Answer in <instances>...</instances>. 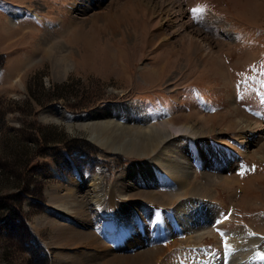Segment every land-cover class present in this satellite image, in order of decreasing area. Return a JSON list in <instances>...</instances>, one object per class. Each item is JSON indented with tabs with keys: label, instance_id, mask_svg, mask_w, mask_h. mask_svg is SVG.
I'll list each match as a JSON object with an SVG mask.
<instances>
[{
	"label": "rangeland",
	"instance_id": "obj_1",
	"mask_svg": "<svg viewBox=\"0 0 264 264\" xmlns=\"http://www.w3.org/2000/svg\"><path fill=\"white\" fill-rule=\"evenodd\" d=\"M52 42L68 54L65 73L48 58ZM194 84L208 101L203 109ZM47 109L63 111L70 125L167 120L172 131L192 125L199 149L211 159H202L198 170L187 142L169 149L186 152L196 181L207 173L212 185L182 212L195 213L192 221L208 216L205 231L211 219L234 207L225 245H237V233L245 244L232 249L237 253L228 263L241 252L264 253V238L244 241L245 229L264 234V0H0V264H103L118 256L150 264H220L215 227L201 238L197 231L164 232L165 208L181 197L174 199L176 185L129 177L146 157L106 149L85 130L67 129L59 114L52 115L59 122L45 120ZM242 121L261 129L244 130L239 142ZM209 140L238 157H217ZM136 190L156 194L165 205ZM159 207L164 222L156 229L155 216L149 231L148 210ZM139 223L151 238L144 230L129 245ZM76 231L90 232L95 241L75 239ZM148 250L155 254L139 258ZM120 261L114 264H125Z\"/></svg>",
	"mask_w": 264,
	"mask_h": 264
},
{
	"label": "bare ground",
	"instance_id": "obj_2",
	"mask_svg": "<svg viewBox=\"0 0 264 264\" xmlns=\"http://www.w3.org/2000/svg\"><path fill=\"white\" fill-rule=\"evenodd\" d=\"M72 36L75 37L77 35L74 33L72 34ZM51 45H53V47L50 50H48V58L49 57L53 58L52 62L54 63V66H55V68L53 69L54 70L59 69V71L61 70L62 73H65L70 67V64H69L70 61L68 58V54L67 52L63 53L59 51L58 48L61 47L62 45L61 43L54 44V42H52ZM54 45L56 46L54 47ZM202 47L203 48H201V50L204 49L206 51V47L205 46H202ZM212 56H215V55L213 53H210L209 57H212ZM54 113L59 114L60 120H63V122L66 123L67 129L74 130V129L81 128L82 130H85V132L89 135V138L96 141L98 144L102 145L106 149H111L114 151H121V153L125 155L137 154V155H143L144 157H146V161L141 162V163L139 162L137 166L133 167L134 169L133 173L129 177L132 178V176H135V175L141 176L145 179L147 183L158 181L164 187L165 186L171 187V185H176L178 187L179 193L177 196L174 197V199L177 200L179 197H181V202L178 203L176 206L168 205L169 207L167 208L164 207L166 215H167V222L165 224L166 226L163 225L161 227L165 228L166 230L176 229L178 232H180L179 235L186 234V233H194L197 231L195 235L197 238H201L204 234L210 233L211 228H214L213 226H211V228H208L207 230L202 231L203 228L208 226L207 225L208 216L202 215L201 217H198V220L195 219L196 221L195 220L192 221L191 218H194V217H191V216L195 215V213L189 216L186 212H182L183 210L182 208H186V207L188 208L189 205L194 204L196 200H193V196L198 195L199 197V196H203V195L205 196L209 194L208 189H210V186L212 185L211 180H209L210 175H208L207 173L205 174V178L203 182L199 183L196 181L195 173H197V169L193 167L192 165L190 166L187 165L186 157H188V154L186 152H185V155L182 156L184 153L175 152L174 150L169 149V147L173 143H174V146H176V144L178 145L179 143H180L179 145H185V143L187 142V146L190 150V153L193 156V158H195L196 163L198 165L199 164L201 165L202 159H204V161H207V159H211L210 157H208V155L206 154V151L202 149V147L200 148L201 150L199 149V146L197 143V140H198L197 131L198 130H196L192 125L182 124L178 126L177 128H175L174 131H172V129H174L173 123L167 120H162L158 122L157 124H152V125H147V126L146 125L145 126L134 125V124L124 125V124H121L119 122H114V121L113 122L112 121L111 122L110 121H97L96 123L94 122L92 124L70 125L71 121L73 120H70V117L68 118V116L64 114L63 111L57 110V109L56 110L47 109L46 114L43 115V118H45V120L50 119V120L58 121L59 119H57V117H55L56 119L53 118L52 115ZM238 126L241 129L239 133L237 134L239 142L240 140L241 141L244 140V136L242 135L244 130H247L248 132H250L253 130L261 129V125L256 122L242 121L239 123ZM183 140L185 141L183 142ZM215 142L217 143L216 140ZM220 144H223V142H221ZM218 156L222 157L221 153H219ZM184 169H187L188 171H184ZM168 179L171 180V184H169ZM224 180H226L225 185L232 184L231 183L232 181H229L227 179H224ZM122 184H125V181L123 182L121 181V185ZM156 184L158 185V183ZM141 193H143L144 195H147L148 198L155 199L159 204L165 205L162 202H160L163 199H161L160 197L159 198L156 197L155 196L156 194L154 195L148 191L146 192L137 191V194H141ZM68 194H69V191H68ZM183 201H185V203ZM186 202L189 203V205L186 204ZM200 204L201 203L197 204V206L198 207L201 206ZM58 207L65 209L64 205L62 204H58ZM160 209L162 210V208L160 207L158 210H152V209L148 210V213L149 212L150 213L149 215L147 214L149 216V220L147 223V229L151 223V219L154 218L155 216L159 217L158 218L159 221L156 222V225H155L156 229L158 228L159 222L161 221L164 222L162 220L163 218L161 219L162 214L160 213ZM168 211L169 213H171V215L169 216H168ZM70 212L74 213V210H72L71 208ZM162 212H164V209L162 210ZM163 214L165 215V213ZM171 216L172 218L170 220L169 217ZM184 216H187V217H184ZM178 220L180 223L178 222ZM154 223L155 222H153L152 225H154ZM139 225L141 224L139 223L136 228L134 227L133 231L128 237V244L130 243L129 245H131V243H134V244L137 243L139 239L138 236H141V234H144L145 233L144 230L147 231L145 224L142 223V231L140 232L138 230ZM166 230L164 231L165 233H166ZM184 230L185 232H183ZM149 231H150V226H149ZM161 234H162V231H161ZM147 235H146V239L148 241V239L151 238L148 234V231H147ZM236 235L237 237L233 238L234 239L233 241L234 243H237V245L233 244V248L239 249L245 243L242 242V233H237ZM88 238H90V240H94V237L90 234V232L89 233L87 232L83 233V232H78V231L75 232V239H79V240L85 239L86 240ZM189 239H191V237ZM255 239H258V238L249 239L247 242H250V240L255 241ZM229 242H230L229 246L227 243L228 258L230 255L237 253V252H234L232 254L233 248L231 246V243L233 242L231 240ZM157 246H160V245H157ZM157 246H153L152 248L157 247ZM243 249L244 251H246L247 247L243 246ZM158 251L159 250H157L156 252ZM252 252L253 253L249 255L247 253L241 252L242 254L240 253L239 257H234L235 256L234 254L233 257L231 256L233 260L232 261L230 260L228 264H264L263 260H260L259 258H257V257H260L261 254L259 253L260 256H257L258 253L254 251V249H252ZM144 254L153 256L155 253H151L148 250L143 253V256L139 255V258H144ZM131 259H134L135 261L133 264H150L147 261L145 262V260L143 259L138 260V259L127 257V256H124V257L118 256L117 258H114L111 260L109 259L110 261L104 262L103 264H114V262H118V261L123 263L120 260H123L126 264L128 263V261L130 262ZM220 264H222V262Z\"/></svg>",
	"mask_w": 264,
	"mask_h": 264
}]
</instances>
